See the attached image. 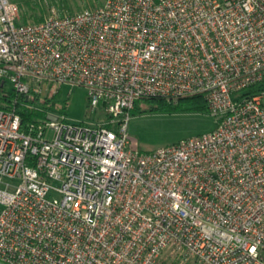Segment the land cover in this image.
Returning a JSON list of instances; mask_svg holds the SVG:
<instances>
[{
	"label": "built area",
	"instance_id": "obj_1",
	"mask_svg": "<svg viewBox=\"0 0 264 264\" xmlns=\"http://www.w3.org/2000/svg\"><path fill=\"white\" fill-rule=\"evenodd\" d=\"M0 81L82 86L106 117L23 128L0 108L3 264H264V0H106L40 22L0 0ZM198 95L213 131L133 146L138 101Z\"/></svg>",
	"mask_w": 264,
	"mask_h": 264
},
{
	"label": "rangeland",
	"instance_id": "obj_2",
	"mask_svg": "<svg viewBox=\"0 0 264 264\" xmlns=\"http://www.w3.org/2000/svg\"><path fill=\"white\" fill-rule=\"evenodd\" d=\"M23 5L24 11H31L26 4H39L47 17L51 7L55 6L61 15H74L88 8H94L104 4L106 0H12ZM40 13V9H37ZM44 17V18H45ZM33 21V20H29ZM11 83L7 81L6 89H10ZM264 88V86H263ZM58 93V94H57ZM50 103L45 104L42 100L36 103L38 109L46 107L49 111L57 114H65L68 121L73 123L92 124L103 120V110H95L88 97V91L82 86L65 84L60 87ZM264 102V99H263ZM0 104L1 101H0ZM139 105L145 109L143 112L133 114L129 132L133 146L141 151L150 152L158 148L173 145L180 141L199 134L209 133L217 127V117L210 110H197L186 108L184 104L172 108H154L158 106L146 100L140 101ZM0 264H3L0 261Z\"/></svg>",
	"mask_w": 264,
	"mask_h": 264
},
{
	"label": "trees",
	"instance_id": "obj_3",
	"mask_svg": "<svg viewBox=\"0 0 264 264\" xmlns=\"http://www.w3.org/2000/svg\"><path fill=\"white\" fill-rule=\"evenodd\" d=\"M26 4L29 5L28 7L30 8L31 11H24L23 5H20L22 9L23 20L25 22L29 20H33L34 22H40L44 20L45 11L42 8H40L38 3H36V5H31V1H27ZM37 9L38 10L40 9L41 12L38 13ZM6 84H7L6 81H0V101L2 103L0 104V108H4V109L14 108L16 112L21 116L23 128L26 127V125L32 121L46 117V112L49 110L48 108L43 107L42 109H38L37 107H35L36 103L42 100V98L38 94L31 93L29 99L27 100V96H19L12 87L10 89H6ZM263 86H264V81L260 83L257 87L251 88L250 92L252 93L256 92L259 89H262ZM145 100L149 102H153L156 105H158V106H154L153 109L162 106L167 109L172 108L173 106L175 108L180 106L181 104H184L186 108H190V109L209 110L208 102L206 98L201 95L183 98L179 100L177 103H171L161 98H152ZM140 101L136 103L135 108L132 111V114H135L136 112H143V110H145L139 105ZM43 102L45 104H48L50 103V99L44 97Z\"/></svg>",
	"mask_w": 264,
	"mask_h": 264
},
{
	"label": "water",
	"instance_id": "obj_4",
	"mask_svg": "<svg viewBox=\"0 0 264 264\" xmlns=\"http://www.w3.org/2000/svg\"><path fill=\"white\" fill-rule=\"evenodd\" d=\"M29 99V96H27V100Z\"/></svg>",
	"mask_w": 264,
	"mask_h": 264
}]
</instances>
